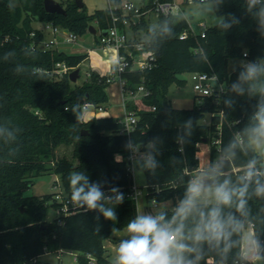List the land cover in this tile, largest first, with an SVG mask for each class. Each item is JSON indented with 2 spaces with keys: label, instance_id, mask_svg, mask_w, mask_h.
<instances>
[{
  "label": "trees",
  "instance_id": "obj_1",
  "mask_svg": "<svg viewBox=\"0 0 264 264\" xmlns=\"http://www.w3.org/2000/svg\"><path fill=\"white\" fill-rule=\"evenodd\" d=\"M18 1L14 4L12 0H0V264H48L39 257L60 248L74 251L78 264H112L104 241L111 236L114 226L123 229L137 214L133 199L125 197L118 204L116 223L106 220L98 211L85 209L69 213L60 223L57 218L49 221L50 205L46 200L53 194L38 198L26 191L34 175L48 170L61 174L67 191H71L68 177L74 171L84 172L89 182L99 183L101 189H128L134 183L127 158L129 141L155 158V168L143 170L148 194L156 196L159 202L172 199L174 207L187 182L200 173L198 153L202 142L210 144V166L222 169L220 179L238 182L247 162L256 155L244 145L242 130L262 97L247 92L238 95L232 90L245 64L229 70V63L231 59H243L246 63L264 60V34L246 11V0H208L221 20L208 26L204 36L201 30L190 27L183 14H159L154 25L146 15L132 20V29H144L145 33L132 37L130 43L145 41L155 51L157 61L152 68L127 69L123 78L128 88L144 83L151 92L144 99L156 109L133 106L137 122L129 134L120 132V117L84 118V101L104 109L109 105L105 74L90 67L81 84L70 79V72L79 67L88 53L31 49L33 43L46 37L43 29L34 26L37 20L68 28L78 36L92 33L90 26L94 25L95 46H99L98 32L113 24L109 6L88 13L84 2L80 7L74 0H61L66 13H58L48 12L44 0ZM123 1L109 0V5ZM143 1L142 9H148L156 0ZM232 17L238 23L222 28L221 21L231 22ZM165 22L170 34L161 32ZM118 24L126 30L122 21ZM153 26L155 34L149 32ZM183 31H188V35L181 38ZM58 62L71 68L59 72ZM192 72L216 74L224 83V90L200 95L199 103L192 107L173 106L169 97L171 86L187 81L178 79L176 74ZM77 105L80 107L74 112ZM83 129L88 133L82 134ZM9 132L15 136L14 141ZM234 138H240L242 145L235 158H227L224 149ZM63 143L74 145L72 158L57 155L56 148ZM56 205L55 201L51 203ZM173 207L163 211L170 214ZM244 220L246 227L253 226L255 238L264 245V198L251 197ZM233 239L243 243V235ZM242 243L232 249L226 264L248 263ZM220 259L217 251L210 250L201 264H219Z\"/></svg>",
  "mask_w": 264,
  "mask_h": 264
},
{
  "label": "clouds",
  "instance_id": "obj_2",
  "mask_svg": "<svg viewBox=\"0 0 264 264\" xmlns=\"http://www.w3.org/2000/svg\"><path fill=\"white\" fill-rule=\"evenodd\" d=\"M246 11L264 34V0H246ZM233 23H238L235 17L231 22L222 20L221 26L228 29ZM149 32L155 34L156 26L150 27ZM161 32L171 33L167 22ZM231 87L238 95L247 92L262 97L242 130L244 145L256 155L247 162L238 182L233 183L230 178L221 180L222 169L217 165L201 171L187 182L183 196L170 214L163 210L139 213L127 221L124 225L126 235L116 246L112 264H201L210 250L220 255L219 264H226L232 249L241 246V240L233 237H241L246 231L244 217L248 213V201L252 196L264 198V60L243 65L238 81ZM77 107L80 106L74 107V112ZM9 138L15 140L11 132ZM241 145V139L234 138L224 149L225 156L235 158ZM126 146L133 147L132 142ZM143 166L155 168L156 161L151 153L143 157ZM68 180L70 200L75 208L95 210L106 220L118 221L113 206L124 202L122 192L111 188V195H106L101 185L90 183L82 171L70 173ZM112 230L119 231L115 227ZM96 231H99V226ZM262 250L264 245L258 239H248L247 253L254 258L253 264L261 259Z\"/></svg>",
  "mask_w": 264,
  "mask_h": 264
},
{
  "label": "built area",
  "instance_id": "obj_3",
  "mask_svg": "<svg viewBox=\"0 0 264 264\" xmlns=\"http://www.w3.org/2000/svg\"><path fill=\"white\" fill-rule=\"evenodd\" d=\"M185 0H167L160 1L156 0L155 5L148 9H142V6L136 5L132 0H125L122 4L119 5H109V8L112 13L113 24L110 28L106 29V33H103L101 30L98 32L99 35V46L100 47H108L112 46L116 48L118 51L117 59L111 65L110 70L106 73L107 82H118L120 85V89L123 96L124 105L127 107L128 101L133 99L134 102L142 101L145 97H147L151 92L147 88L144 83H140L136 88H128L126 85V80L123 78V73L127 69H146L152 68L156 65L157 56L153 49L149 48L148 44L145 41H136L130 43V39L126 30L119 27V22L122 21L123 25H128L133 22L134 18L139 19L141 15L148 14V12L156 11L159 14H182L183 7L182 2ZM189 2H199L203 3L208 0H188ZM186 4V3H185ZM119 9L123 10L122 14H119ZM50 23V33L49 37H45V39L39 43H33L31 45V49H41L48 50L58 48V43L60 39L58 35H63V42H76L78 35L71 31H66L64 28L54 25ZM190 23V22H189ZM201 26V34L204 36L206 34L207 25L205 22H200ZM190 27L193 26L190 23ZM194 29V28H193ZM188 35V31H183L180 34L181 38H184ZM130 46L138 47V52H134V50ZM124 49V52L121 50ZM247 55V52L244 53ZM58 71L64 72L68 71L71 67L68 66L65 62H58ZM188 77H191L194 81V89L200 95H210L214 91L221 92L224 90V83H222L216 74H209L208 72H192L187 74ZM140 96V97H139ZM83 110L86 112L89 109H92L94 112L102 111L104 108L102 106H96L95 104L84 101L82 105ZM150 109H156L155 105H152ZM123 121V125L120 129L121 133H130L134 128L137 122V117L135 111L132 109L127 112L124 118H121ZM218 141V140H217ZM148 154L138 147L133 146L130 148L129 154L127 156L129 160V169L133 172L135 167H139L138 163L140 160H143V157ZM205 170L200 167L199 171ZM57 190L54 192V201L56 202V214L55 218L59 220L60 223H63V219L66 215L71 212L78 211L80 209L75 208L71 203L70 196L71 191H67L65 187L58 184L55 185ZM147 187V184L139 185L136 183L134 179V183L127 189L124 187H113L117 188L119 192L124 194V197L131 198L135 201L137 214L141 213L143 209L145 212L151 209L154 206H157L160 202L157 200L156 196L150 197L148 194L147 204L143 202V189ZM111 188H103L102 191L105 192L106 195H111ZM148 189V188H147ZM159 190V188H157ZM149 192V191H148ZM69 252L70 254L74 253L71 250H64L62 248L58 249L57 253Z\"/></svg>",
  "mask_w": 264,
  "mask_h": 264
},
{
  "label": "rangeland",
  "instance_id": "obj_4",
  "mask_svg": "<svg viewBox=\"0 0 264 264\" xmlns=\"http://www.w3.org/2000/svg\"><path fill=\"white\" fill-rule=\"evenodd\" d=\"M14 4H17L18 0H12ZM61 1V0H58ZM77 1V0H74ZM125 1V0H124ZM136 5H143V0H132ZM181 1V0H179ZM85 3L86 11L88 13H93L96 9L106 8L109 6V0H82ZM186 3V4H185ZM183 11L182 14L189 20L193 28L197 31L201 29L200 22H205L207 26H212L218 21L221 20V17L217 16L214 11L212 1H206L203 3L199 2H189L185 0L182 2ZM146 15L147 21L154 25L158 20V13L156 11L148 12ZM34 26L43 29L45 32L51 35L50 33V23L46 21L37 20L34 22ZM126 31L129 37H141L144 35V29H139L135 31L132 29L130 24L126 26ZM46 34V33H45ZM98 35V34H97ZM47 36V35H46ZM58 38L60 39L58 43L59 49H64L68 53H88V57L85 58L80 64V74L78 79L74 82L76 84H81L87 77V70L92 67L99 70L102 74H106L109 72L108 69H105L106 61L102 57L105 55V49L103 47H95L94 39L95 35L92 33H86L85 35L78 36L76 42L64 43L63 35L59 34ZM95 48V49H93ZM93 49V50H91ZM249 63V62H247ZM239 64H246V61L243 59H231L229 63V70H233L235 66ZM107 70V71H106ZM106 72V73H104ZM194 81L191 77H188L187 81L183 85L173 84L170 89L169 97L171 99L172 105L175 107H192L195 102L199 103L200 94L194 89ZM109 95V107L113 110L114 113L118 114L120 118H124L128 111L133 109L135 106L137 109H150L152 104L143 99L139 102H134L133 99L128 101L130 107H126L123 104L121 99V92L119 88L118 82H111L106 88ZM140 97V96H139ZM124 105V106H123ZM87 115L84 111V118ZM210 118V114L206 115V119ZM73 144H61L56 148V153L58 156L66 155L68 157H73ZM200 158V167L206 169L210 167V144L208 142L200 143V150L198 153ZM77 161V159H75ZM134 179L137 184L144 185L146 178L144 174V170L135 167L134 170ZM60 184L64 187L62 182L61 174L56 173L54 171L48 170L39 175H34L32 177V184L29 189H27V194L34 195L38 198L43 197L44 195L53 194L52 198L46 200V203L49 204L48 216H52L56 214V207L51 206V203L54 201V192L57 190L55 185ZM173 200L169 199L163 202H160L157 206L152 207L146 212L142 209L141 213H156L161 210L173 207ZM118 205H114V210L116 212ZM116 223V222H114ZM115 228L119 229V231H112V234L109 238L104 241L105 248L107 249L108 257L111 260H114L116 254V246L121 238H123L126 233L124 228L121 229L117 226ZM46 254V253H45ZM40 260L48 264H78L77 259L74 253L70 254L65 251L63 253L50 252L46 255H41L39 257Z\"/></svg>",
  "mask_w": 264,
  "mask_h": 264
},
{
  "label": "crops",
  "instance_id": "obj_5",
  "mask_svg": "<svg viewBox=\"0 0 264 264\" xmlns=\"http://www.w3.org/2000/svg\"><path fill=\"white\" fill-rule=\"evenodd\" d=\"M45 33L47 35L46 38L50 36L48 34L49 31H48V33L47 32H45ZM129 38H132V37H129ZM93 43L95 44V39H94V42ZM95 47H100V46H95ZM93 49H95V48H93ZM93 49H91V50H93ZM103 49H105V55L102 56L104 58V61H106L105 69H108L109 70L110 67H111V65L117 59L118 51L116 50V48H114L112 46L103 47ZM132 49L135 52V51L138 50V47L133 46ZM104 73H106V72H104ZM119 88H120V85H119ZM120 92H121V89H120ZM121 99L123 101L122 92H121ZM109 104H110V102H109ZM123 104H124V102H123ZM125 108H126V106H125ZM85 114L87 115V117H86L87 119L91 118L94 115H97V116H114V117H119L118 114H116V113L113 112V110L109 107V105L107 106V108H105V109H103L102 111H99V112H94L92 109H89L88 111L85 112ZM145 183H146V181H145ZM250 237H255L254 228H253L252 225L246 227V231L243 233L242 251H243V255L245 256V258L248 261L247 264H253V260H254V258L253 257H250L248 255V253H247V241H248V239ZM49 253L50 252H47L46 254H49ZM46 254H44V255H46ZM255 264H264V255H262L261 256V259L259 261H256Z\"/></svg>",
  "mask_w": 264,
  "mask_h": 264
},
{
  "label": "water",
  "instance_id": "obj_6",
  "mask_svg": "<svg viewBox=\"0 0 264 264\" xmlns=\"http://www.w3.org/2000/svg\"><path fill=\"white\" fill-rule=\"evenodd\" d=\"M76 2H77V4L80 7L83 6L82 0H77ZM44 5H45V9L48 12L66 13L65 7L58 0H44ZM65 30L66 31H69L68 28H66ZM90 31L93 34H95V33H97V28L94 27V25H91L90 26ZM103 33H106V30ZM79 74H80V68L79 67L74 68L70 72V79H71V81L75 82L78 79ZM176 76L180 80H187L188 79L187 73H177ZM81 133L82 134H87L88 133V130L87 129H83L81 131ZM138 165H139V168L144 169L143 160H140L139 163H138ZM147 200H148V189H147V187H144V189H143V202H144V204H147ZM54 218H55V215L50 216L49 217V221H53Z\"/></svg>",
  "mask_w": 264,
  "mask_h": 264
}]
</instances>
